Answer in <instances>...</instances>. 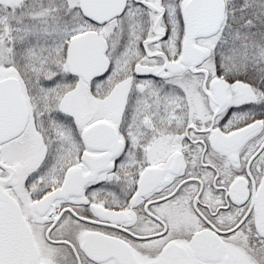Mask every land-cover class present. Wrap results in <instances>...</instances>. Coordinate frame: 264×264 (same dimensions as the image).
Wrapping results in <instances>:
<instances>
[{"label": "snow or ice", "instance_id": "obj_1", "mask_svg": "<svg viewBox=\"0 0 264 264\" xmlns=\"http://www.w3.org/2000/svg\"><path fill=\"white\" fill-rule=\"evenodd\" d=\"M0 264H264V0H0Z\"/></svg>", "mask_w": 264, "mask_h": 264}]
</instances>
